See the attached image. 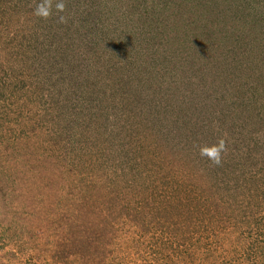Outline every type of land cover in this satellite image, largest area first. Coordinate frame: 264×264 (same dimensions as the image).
Instances as JSON below:
<instances>
[{
  "label": "rangeland",
  "instance_id": "374dc122",
  "mask_svg": "<svg viewBox=\"0 0 264 264\" xmlns=\"http://www.w3.org/2000/svg\"><path fill=\"white\" fill-rule=\"evenodd\" d=\"M262 108L264 0H0V264H264Z\"/></svg>",
  "mask_w": 264,
  "mask_h": 264
},
{
  "label": "trees",
  "instance_id": "16d2710c",
  "mask_svg": "<svg viewBox=\"0 0 264 264\" xmlns=\"http://www.w3.org/2000/svg\"><path fill=\"white\" fill-rule=\"evenodd\" d=\"M211 60V59H210ZM218 59L216 60H211L208 64L211 66V67H207V70L209 71H213L215 70L216 72H220V67H223L224 66V62L223 61H217ZM149 71H151V69H148V68H145V72L149 75ZM144 81H148L145 77H144ZM250 90L252 93V98L254 96V99H253V102L255 104L258 103L257 101V96H258V92H255V90H253L252 88L248 89ZM209 100V99H208ZM252 101V99L250 100ZM216 104V103H215ZM255 110V108H253L251 110V112H248V113H244V114H241V118L242 120H246V119H249L253 116V114H251L253 111ZM214 116L218 119V121H222L224 124L225 123H234L235 121H239L237 120L236 118V115H235V112L231 113V115L229 114H225L223 112H219L218 109H216L214 112ZM239 113H242L241 111H239ZM220 118V120H219ZM198 122L193 124L192 127L190 129H186V131L184 132V136L186 135H190L191 136H199V135H204V131L203 129H201L200 127V120L201 121H205L206 118H202L201 116L197 119ZM252 122H253V127H255L256 125L260 126L264 123V110L263 108L262 109H259L255 112V115L254 117L252 118ZM257 146H253L252 148H255ZM190 149H193L192 146L190 147ZM195 153H197V155H199V152L196 150ZM241 153V150L239 152V154ZM249 153H252V152H249ZM255 154V153H253ZM179 155V154H177ZM255 156L257 157V159L261 158L260 154H255ZM183 161L184 162H188L189 163V160L187 157H183ZM243 160L245 162H248L250 161V163H253V158H251V156H245L243 158ZM181 165H183V168H175L174 170H172L171 172L174 173L176 176L178 175L179 172H181V175L183 176H179V179L181 180H174V183L173 185H175L176 189L179 191L181 190L182 188H186V183H193L194 182V178L188 173L187 171V167L184 163H182V161L180 162ZM192 166L195 168V169H198L194 163H192ZM183 173V174H182ZM186 176V178H184ZM183 177V178H182ZM133 186V185H132ZM135 187V186H134ZM136 188V187H135ZM139 191V189H137ZM187 190V189H186ZM195 199L194 197H191V198H187V200H184V202H180L179 203V207H178V211L181 213L180 210H186V214L185 213H181V219L182 221H184V223L186 225H189V226H192L194 227L195 226V223L197 222V219L198 217L195 216V213L193 212V209L192 208H196V205H195ZM203 199V202L200 201V207H202L201 210L198 211V208H197V211L196 212H199V213H204V210L206 208V202H207V199L204 200V198L202 197ZM188 206V207H187Z\"/></svg>",
  "mask_w": 264,
  "mask_h": 264
},
{
  "label": "clouds",
  "instance_id": "9594fccd",
  "mask_svg": "<svg viewBox=\"0 0 264 264\" xmlns=\"http://www.w3.org/2000/svg\"><path fill=\"white\" fill-rule=\"evenodd\" d=\"M58 8L62 9L63 8V4H59L57 5ZM38 15H44L47 16L48 12L43 8V6H41L40 9H38L37 11ZM223 148V142L220 143L219 147L217 146H213L211 149L209 148H202L201 149V154L205 155V156H209L210 158H212L216 163H219V157H220V151Z\"/></svg>",
  "mask_w": 264,
  "mask_h": 264
}]
</instances>
